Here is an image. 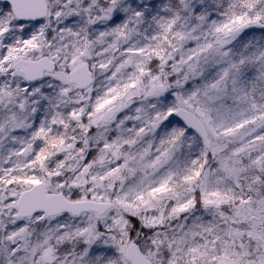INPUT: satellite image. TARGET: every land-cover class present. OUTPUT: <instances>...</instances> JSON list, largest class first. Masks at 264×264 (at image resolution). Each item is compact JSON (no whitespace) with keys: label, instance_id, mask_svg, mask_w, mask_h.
Listing matches in <instances>:
<instances>
[{"label":"snow or ice","instance_id":"1","mask_svg":"<svg viewBox=\"0 0 264 264\" xmlns=\"http://www.w3.org/2000/svg\"><path fill=\"white\" fill-rule=\"evenodd\" d=\"M264 0H0V264H264Z\"/></svg>","mask_w":264,"mask_h":264},{"label":"rangeland","instance_id":"2","mask_svg":"<svg viewBox=\"0 0 264 264\" xmlns=\"http://www.w3.org/2000/svg\"><path fill=\"white\" fill-rule=\"evenodd\" d=\"M139 2V0H137ZM146 4H151L159 7L162 3V0H144ZM163 3H167V0H163ZM249 35L246 37V39H252L253 35L255 36V39L259 40L262 36H264V30L260 29H249L247 30Z\"/></svg>","mask_w":264,"mask_h":264}]
</instances>
